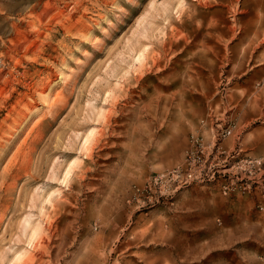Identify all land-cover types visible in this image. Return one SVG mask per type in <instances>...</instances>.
Returning <instances> with one entry per match:
<instances>
[{"label": "rangeland", "instance_id": "obj_1", "mask_svg": "<svg viewBox=\"0 0 264 264\" xmlns=\"http://www.w3.org/2000/svg\"><path fill=\"white\" fill-rule=\"evenodd\" d=\"M254 31L264 0H0V264H264L259 183L222 191L242 150L209 180L144 189L195 137L234 134ZM174 223L207 252L165 255Z\"/></svg>", "mask_w": 264, "mask_h": 264}, {"label": "crops", "instance_id": "obj_2", "mask_svg": "<svg viewBox=\"0 0 264 264\" xmlns=\"http://www.w3.org/2000/svg\"><path fill=\"white\" fill-rule=\"evenodd\" d=\"M237 44L243 43V78L239 80V86L242 87V93L233 108L235 118L234 134L225 138L221 144L227 150L239 147L248 158H260L262 161L260 174H264V33L254 31L248 35L238 36ZM243 37L244 40H240ZM231 115V113H230ZM259 192L255 197L257 202L262 206L259 211V221L255 220V232L253 235L254 255L264 259V198L262 191L264 190L263 180L259 181ZM179 224L174 223L173 228H177ZM181 227V225H180ZM178 229V228H177ZM175 229V230H177ZM186 235L182 233V229H178L164 248V253L173 254L174 261L183 255H200L205 254L209 244L205 234L200 232H191L194 246L183 247L179 244V240ZM169 241V243H168ZM185 248V249H184ZM257 254V255H256Z\"/></svg>", "mask_w": 264, "mask_h": 264}, {"label": "built area", "instance_id": "obj_3", "mask_svg": "<svg viewBox=\"0 0 264 264\" xmlns=\"http://www.w3.org/2000/svg\"><path fill=\"white\" fill-rule=\"evenodd\" d=\"M234 125L231 122L224 126L217 124V127L211 132V141L205 145L200 137H195L190 146L184 162L168 169L157 172L148 177L144 186L145 190L154 191L152 188L158 185V196H164L166 193L175 191L180 187L186 186L191 182H203L213 177L215 158L217 153L224 154V158L236 159L240 156L239 147L229 151L223 147L221 142L232 135ZM224 159V160H225ZM242 165L245 166L240 174L239 184L223 183L222 191L227 193L231 189H238L245 192L250 189L254 182L264 180V174H260L262 161L260 158L241 159Z\"/></svg>", "mask_w": 264, "mask_h": 264}]
</instances>
